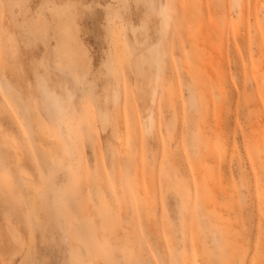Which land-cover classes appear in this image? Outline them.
<instances>
[{"label":"rangeland","instance_id":"374dc122","mask_svg":"<svg viewBox=\"0 0 264 264\" xmlns=\"http://www.w3.org/2000/svg\"><path fill=\"white\" fill-rule=\"evenodd\" d=\"M0 264H264V0H0Z\"/></svg>","mask_w":264,"mask_h":264},{"label":"bare ground","instance_id":"6f19581e","mask_svg":"<svg viewBox=\"0 0 264 264\" xmlns=\"http://www.w3.org/2000/svg\"><path fill=\"white\" fill-rule=\"evenodd\" d=\"M160 60H161V59H160ZM160 60H159V55H157V57H156V63H157L158 66H159V62H160ZM118 98H119V97L117 96V101H119ZM118 103H119V102H118ZM61 114H62V113H61ZM152 121H153V119H151V117H149V128H150V129L153 127V126H152V125H153V122H152Z\"/></svg>","mask_w":264,"mask_h":264}]
</instances>
